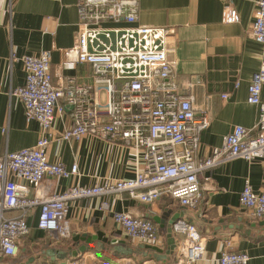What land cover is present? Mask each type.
Returning <instances> with one entry per match:
<instances>
[{"label": "built area", "instance_id": "2783aa9c", "mask_svg": "<svg viewBox=\"0 0 264 264\" xmlns=\"http://www.w3.org/2000/svg\"><path fill=\"white\" fill-rule=\"evenodd\" d=\"M77 8L76 40L65 52V64H89L91 81L74 76L54 85L51 54L42 51L22 58L25 83L11 92L23 102L27 121L39 122L41 135L34 146L0 156V258L18 253V240L29 234L28 219L37 209L38 227L64 239L72 233L68 212L75 200L127 192L143 204L167 195L196 208L203 198L202 171L235 158L264 159V0H258L249 29L250 36L262 45L261 64L248 86V100L260 110L258 120L251 128L235 126L222 146L213 148L202 161H197L196 153L211 118L206 108L195 107L197 81L189 80L185 89L179 84L168 42L173 30L139 24V0H78ZM223 21H238L236 10L227 7ZM67 108L71 123L60 138L92 136L132 148L133 178L81 185L77 163L67 167L49 159L56 116ZM47 178L77 181L57 192L44 185ZM240 204L254 218H264V190L255 192L248 181L240 193ZM101 207L109 208L108 202L103 201ZM113 217L128 237L147 244L161 241L153 220L118 211ZM173 230L180 239L176 259L170 264H197L205 254L208 237L186 218L178 219ZM249 259L246 252L227 246L219 264H248Z\"/></svg>", "mask_w": 264, "mask_h": 264}, {"label": "crops", "instance_id": "0c3cea01", "mask_svg": "<svg viewBox=\"0 0 264 264\" xmlns=\"http://www.w3.org/2000/svg\"><path fill=\"white\" fill-rule=\"evenodd\" d=\"M77 1L0 0V156L34 146L41 135L39 122L27 121L23 102L11 93L25 83L24 56L49 51L54 85L74 76L82 82L91 81L89 64H65V52L76 40ZM139 2V24L173 30L168 42L179 84L185 89L189 80L197 81L195 107L209 111L211 121L201 134L196 153L197 161H202L213 148L222 146L235 126L251 128L258 120L259 107L248 100V86L262 58V45L249 34L258 0ZM227 7L236 10L238 21H223ZM223 94L228 95L223 98ZM261 97L264 101V87ZM70 113L67 108L56 116L47 150L49 159L67 167L77 163L81 185L93 186L108 178H133L136 163L132 148L92 136L81 140L60 138L71 123ZM199 178L203 198L196 208L167 195L153 204H143L127 192L75 200L68 212L72 233L64 239L38 227L37 209L28 219L29 234L18 240V253L0 258V264H170L176 259L180 239L169 223L172 218L193 221L208 237L205 254L197 264H219L227 246L232 251L246 252L250 256L248 264H264V218H254L240 204L247 181L255 192L264 190V159L235 158L202 171ZM76 181L47 178L44 185H49L50 191L61 192ZM103 201L109 208L101 207ZM115 211L153 220L161 241L147 244L128 237L114 220ZM170 226L175 247L168 254ZM84 233H99L108 242L96 239L93 248L88 245L77 256L67 255L72 235Z\"/></svg>", "mask_w": 264, "mask_h": 264}, {"label": "water", "instance_id": "95a60500", "mask_svg": "<svg viewBox=\"0 0 264 264\" xmlns=\"http://www.w3.org/2000/svg\"><path fill=\"white\" fill-rule=\"evenodd\" d=\"M163 218H155L156 221L158 222H162ZM176 222L175 218H172L169 223L170 225H173ZM169 245H170V249L168 254L173 253L174 247H175V242H174V238L172 237V226H170L169 228ZM96 239H100L103 240L105 242H108L106 240V238H104L101 234H97V235H88L86 233L84 234H73L72 235V244L69 246L67 255L69 256H77L79 253L85 252L88 249V245L90 248H93V244L92 242ZM83 242V244L80 245V242ZM154 249H158L157 247H154Z\"/></svg>", "mask_w": 264, "mask_h": 264}]
</instances>
